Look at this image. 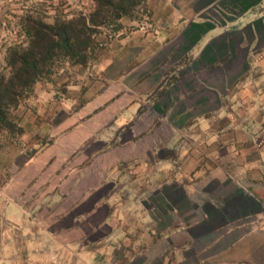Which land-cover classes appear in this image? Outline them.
Instances as JSON below:
<instances>
[{"label": "rangeland", "instance_id": "obj_1", "mask_svg": "<svg viewBox=\"0 0 264 264\" xmlns=\"http://www.w3.org/2000/svg\"><path fill=\"white\" fill-rule=\"evenodd\" d=\"M95 10V0H0V76L9 71V49L24 40L19 28L26 14L48 23L79 16L88 21ZM189 22L185 37L193 41L217 29L230 34L231 42L214 40L226 67L204 78L215 92L214 104L204 112L213 117V132L225 135L216 143L225 146L217 159L229 176L215 169V161L198 155L202 172L177 183L172 178L163 183L159 164L134 162L113 172V183L95 187L99 158H90L107 146H121L128 136L132 125L115 126L136 97L129 92L154 89L160 81L177 88V72L189 63L192 51L179 60L171 59V51L182 37L180 24ZM165 49L170 50L166 57ZM137 94L144 103L148 95ZM139 112L136 127L144 132L157 114L143 104ZM9 115L15 128L0 132V197L4 191L17 197L28 215L14 227L0 218V235L19 247L17 264H264V213L235 223L236 230L206 238L207 244L192 236L206 205L222 202L235 188L251 195V182L264 183V0H139L127 16L93 28L84 57L56 60L51 73L10 106ZM170 134L168 126L156 130L161 139ZM201 142L185 147L202 148ZM87 165L86 176L75 182ZM92 188L95 197L77 211L103 194L99 202L107 201L108 228L85 237L84 225L58 230L70 223L69 217L47 222L48 214L62 217L82 190ZM163 190L178 212L152 207L161 205L157 192ZM98 211L93 220L102 218L106 207Z\"/></svg>", "mask_w": 264, "mask_h": 264}, {"label": "crops", "instance_id": "obj_2", "mask_svg": "<svg viewBox=\"0 0 264 264\" xmlns=\"http://www.w3.org/2000/svg\"><path fill=\"white\" fill-rule=\"evenodd\" d=\"M260 1L257 0V4ZM244 9V11H247L246 9L248 8L245 7ZM192 24L191 22L186 23V26L180 24L179 28L182 29V37H177L174 44L176 46L174 48L175 52L171 51L172 60H179L184 56L185 51H192L189 63L181 67L177 72L179 79H181L177 88H170L163 81H160V84L154 89L144 90V92H129V94L136 97L134 101L122 109V112L118 116L121 125L117 124L118 126H115L117 129H123L128 125H132L126 130L128 136L122 139L121 143L123 144L121 146H107L100 153L92 155L90 158V160H97L99 158L95 187H104L106 184L113 183L110 180V175L118 171L123 163L134 162L148 165L159 164L160 173L157 176L163 178L165 181L163 183H167L171 178L177 183L191 175L202 172L204 168H200L201 158L198 155H205L206 159L215 161L217 163V168L215 169H219L224 176H229V171L225 167H222L217 159L219 157L217 155H221L220 150L225 148V146H221L220 144L216 146V143L224 139L225 135H217L213 132L211 123L213 117L209 113L204 112L209 108L210 102L211 104L215 102V92L213 88H210L213 84L209 81L206 82L204 78L206 76L214 77L217 72L222 73L226 67V61H222L225 54L223 55L214 49V40L221 37V40H224V42H229L231 39L227 37L230 34L217 29L212 31L209 36L200 37L196 41H193V39L185 37V32L192 27ZM172 27L171 30L173 29ZM185 48L186 50H184ZM169 51V49L163 51L164 57L168 55ZM171 59L170 62H172ZM158 92L160 93L159 95L157 94ZM137 93L148 95L144 103L138 101ZM210 99L211 101H209ZM142 104L157 114V121L148 124L144 132H141L140 128L136 127L141 117L139 109H141ZM160 126L169 127L171 134L168 138L161 139L156 135V130ZM199 140L202 141V148L185 147V144L187 145L188 142H198ZM144 146L146 148L145 152L142 150ZM177 156H180L179 165L176 164V160H178ZM90 162L88 161L86 164ZM88 170V165L81 169L74 181L79 182L80 179L86 176ZM10 181L12 182V179ZM251 183L248 185L249 192L264 209V197L260 192L261 189L264 190V183ZM54 192L55 189L52 191V195H55ZM94 193L93 189L82 190L78 200L68 207L61 218L69 217L71 224L80 223L86 216L96 213L101 207L105 206L108 209L107 201L99 202V199L103 198L102 194L97 196L88 205L86 210L77 211L89 202L88 200ZM7 194V191H4L3 196L0 197V218L5 219L10 226L14 227L19 224L20 220H25L28 213L21 204L16 202L15 199L17 197L11 198ZM49 208L50 205H48ZM49 212L48 210L47 213ZM50 216L51 214H48V221H50V218L55 219V216ZM261 221H263L264 227V215H262ZM36 230L37 234H39L40 228L38 227ZM46 236L48 238L52 237L47 231ZM0 238V264H17L19 247L15 246L12 241L5 240L4 236L1 237L0 235Z\"/></svg>", "mask_w": 264, "mask_h": 264}, {"label": "trees", "instance_id": "obj_3", "mask_svg": "<svg viewBox=\"0 0 264 264\" xmlns=\"http://www.w3.org/2000/svg\"><path fill=\"white\" fill-rule=\"evenodd\" d=\"M138 1L95 0L96 10L89 16L88 21L85 17L79 16L77 19L71 20L57 18L48 23L36 14H26L21 19L19 28L24 40L9 49L7 54L9 71L0 76V132L14 130L15 123L9 115L10 106L26 98L33 85L51 73V68L56 60L68 58L77 61L84 57L86 49L91 45L93 28L107 20H119L127 16L138 5ZM96 193L92 195L91 199L95 197ZM157 194L161 205L155 204L152 206L153 208L163 205L171 213L178 212V208L171 203L164 190L158 191ZM149 208L150 206H148ZM203 212V218L194 225L196 234L192 236L194 239L206 241L204 243L207 244L206 238L210 241L219 233L223 235L229 233L228 228L236 230L239 224L234 226L235 223L262 213L263 208L254 197L235 188L222 202L206 205ZM98 213L99 211L86 216L80 223L59 224L58 230L70 231L73 228L80 230L84 225V229L87 230L85 237H87L101 229L108 228L109 225L106 222L110 216L109 209L106 208L102 218L93 220ZM59 216L56 215L55 218H61ZM152 218L158 222L155 214L152 215ZM91 220L94 222L92 223ZM47 222L49 221L47 220ZM101 237H106V235ZM235 240L230 241L229 244L232 245Z\"/></svg>", "mask_w": 264, "mask_h": 264}]
</instances>
